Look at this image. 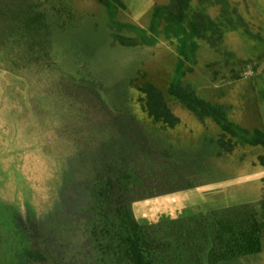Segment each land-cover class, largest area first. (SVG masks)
Segmentation results:
<instances>
[{
    "label": "rangeland",
    "instance_id": "obj_1",
    "mask_svg": "<svg viewBox=\"0 0 264 264\" xmlns=\"http://www.w3.org/2000/svg\"><path fill=\"white\" fill-rule=\"evenodd\" d=\"M121 1L126 9L119 12L118 19L144 28H149L154 8L167 3ZM67 3L85 17L72 24L75 30L71 32L77 39L73 50L103 68L100 82L106 92L98 98L85 95L68 77L45 73L41 64L34 67L32 78L16 67L0 66L11 71L4 78L0 71V88L6 96L2 100L6 111L0 118V264L56 262L55 257L64 251L61 243L66 237L59 233L58 238L53 231H59V220L87 209L96 168L104 159L125 157L144 162L148 155L155 157L157 147L194 148L204 136L218 132L213 123L200 122L167 94L178 62L175 47L162 41L150 59L126 58L108 44L103 6L96 0ZM248 4L245 15L252 18L254 30L264 35V0H248ZM218 13V9L210 11L213 17ZM19 36L17 40L24 45L15 46L14 53L37 47V41L31 40L35 35ZM226 45L239 59L253 64L243 67L239 62L229 63L217 54L204 52L184 83L201 98L225 106L234 122L251 130H264L252 79L254 65H259V71L264 69V58L259 60L264 45L238 34H229ZM139 71L146 73V81L165 92L169 106L181 121L176 129L162 130L141 110L137 84L131 83L139 78ZM99 98L101 103L97 102ZM263 153V147L238 148L215 164L216 184L143 203L136 207V214L143 222L168 221L209 205L235 201L238 196L234 193H243L239 197L249 201L259 200L264 168L255 163ZM58 200L63 205L56 203ZM50 217H54L51 223Z\"/></svg>",
    "mask_w": 264,
    "mask_h": 264
},
{
    "label": "trees",
    "instance_id": "obj_2",
    "mask_svg": "<svg viewBox=\"0 0 264 264\" xmlns=\"http://www.w3.org/2000/svg\"><path fill=\"white\" fill-rule=\"evenodd\" d=\"M96 1L107 12L110 48L122 51L126 58L150 59L162 41L176 48L178 62L167 94L200 122L213 123L218 132L204 136L194 148L156 146L155 157L148 155L144 162L125 157L101 161L87 209L59 220V231L50 229L66 240L61 243L62 255L46 264H263L264 188L259 200L249 201L239 197L243 193H234L235 201L209 205L184 218L143 222L136 214V207L143 203L216 184L215 164L238 148H264V130L234 122L225 106L201 98L184 83L204 52L243 67L253 64L239 59L226 45L229 34L264 45V35L254 30L252 18L245 15L248 0H167L154 8L149 28L120 21L118 14L126 9L121 0ZM213 9L219 11L215 17L210 14ZM84 18L67 0H0V66L16 67L32 78L34 67L41 64L47 74L68 77L83 94L104 96L103 68L73 50L77 39L72 24ZM20 33L35 35L31 40L37 41V47L14 53V48L24 45L17 40ZM0 71L3 78L11 72ZM252 71L255 100L264 116V69L259 71V65H254ZM138 74L131 83L137 84V102L143 113L164 131L176 129L181 121L165 92L146 81L145 72ZM3 91L0 88V118L5 110ZM255 165L264 168V153Z\"/></svg>",
    "mask_w": 264,
    "mask_h": 264
}]
</instances>
